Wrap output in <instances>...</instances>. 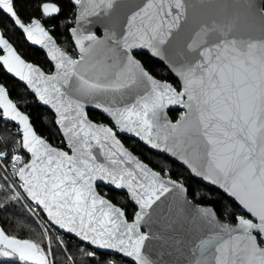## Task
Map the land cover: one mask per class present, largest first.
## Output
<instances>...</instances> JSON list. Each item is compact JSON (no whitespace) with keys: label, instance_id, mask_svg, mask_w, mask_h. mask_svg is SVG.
Masks as SVG:
<instances>
[{"label":"snow or ice","instance_id":"obj_1","mask_svg":"<svg viewBox=\"0 0 264 264\" xmlns=\"http://www.w3.org/2000/svg\"><path fill=\"white\" fill-rule=\"evenodd\" d=\"M61 25L70 48L55 38ZM10 32L46 49L55 70L26 59ZM149 58L177 84L158 78ZM10 79L30 91L13 99ZM29 99L32 112L23 110ZM88 105L112 123L89 119ZM175 107L183 111L173 121ZM10 124L0 133V211L26 201L34 215V203L46 224L37 241L0 223V264H165L151 247L176 248L183 241L172 233L185 225L199 233L186 264H264V0H0V128ZM118 132L180 162L192 184L164 161H142ZM196 178L227 199L206 202ZM47 225L94 248L78 257Z\"/></svg>","mask_w":264,"mask_h":264},{"label":"trees","instance_id":"obj_2","mask_svg":"<svg viewBox=\"0 0 264 264\" xmlns=\"http://www.w3.org/2000/svg\"><path fill=\"white\" fill-rule=\"evenodd\" d=\"M27 15V13H24ZM63 20V17L61 18ZM55 38L57 39L58 43L65 48H70L71 46V39L69 33L66 31L63 25H61L60 28L56 30L54 33ZM9 36L13 37V43L18 47V49L21 51V53L25 56L26 59L29 61H32L34 63H37L40 65L44 70L46 71H52L53 66L48 60L45 53L40 51L37 48L32 47L28 42L24 40L22 36H20L18 33H9ZM73 55H75V51L73 50ZM148 66L150 67V70L153 71L158 77L171 81L174 85L177 84V80L174 78V76L165 69V67L159 63H153L152 60L148 59ZM160 67L162 70L161 73L156 72V70ZM9 87L15 88V92L13 93V99H16L17 94H26V91L23 88H16V81L14 79H10L8 81ZM25 108L23 110L32 112L33 108L35 107V101L32 99H29L28 101L24 102ZM31 104L33 107H28L27 105ZM44 111L48 112L49 115H51L50 110L47 108L43 109ZM179 110H170V116L173 120L177 118ZM34 114V113H33ZM89 116L93 120L97 122H109L107 117H105L103 114H101L98 111H89ZM39 127V125H37ZM14 128V125H8V128H0V133L7 134L8 129ZM122 141L125 143V145L131 149L140 159H142L144 162L148 163L150 166L156 168L160 165L161 161H164V163L171 169L172 174L174 176H184L188 183L191 185L193 180L190 177V174L188 170H186L184 167L179 165L178 163L171 160L166 155H162L160 153L154 152L150 149H148L146 146H144L141 142L135 140L131 137H121ZM51 140L53 143L59 144V141L56 137H51ZM198 187H201L204 189L206 193H208L211 196V200H208L206 202H213L215 200L220 199L222 196L227 199V197L221 193L220 191H217L213 188L208 187L207 185L201 183L198 181ZM100 192L102 194H107L110 198L112 196V193L110 189L108 188H100ZM125 203L128 204V211L131 213L134 205L130 203L128 199L125 198ZM0 223L3 224L5 229L9 231L10 233L18 234L21 238H29V239H35L37 241H41L44 237L43 228L29 215L27 209L23 204H13L10 205L6 210L0 211ZM57 234L62 238L67 247L68 250L72 253L77 254L79 257V250L80 248L84 250H92L93 248L85 245L81 241L70 237L60 231L57 230ZM53 259L56 261H62L64 257V250L61 247H58L53 244V253H52ZM86 260H90V258H85ZM117 260L121 262V264H133L132 262L128 261L127 259L118 256Z\"/></svg>","mask_w":264,"mask_h":264},{"label":"water","instance_id":"obj_3","mask_svg":"<svg viewBox=\"0 0 264 264\" xmlns=\"http://www.w3.org/2000/svg\"><path fill=\"white\" fill-rule=\"evenodd\" d=\"M128 2H129V0H121V3H122V4H123V3H128ZM134 2H135V3H141L142 0H134ZM193 2H197V0H193ZM126 11H127L126 8H124V7H119V6H118V8L116 9L115 15H116V16H119V17H121V18H123V15H124V13H125ZM190 15H191V10H190ZM202 18H205V17L202 16ZM103 27H104L103 24L94 25V26H93V30H96L97 28H99L100 31L98 32V35L103 36ZM251 35H252L253 37H256V38H259V37L261 36V32L259 31V27H258V26H257V28H256L254 31H252ZM186 38H187V33H186V32H182V33L177 37V39L174 41L173 46H174L175 48H180V47H182L183 42H184V40H185ZM28 43H29L32 47L37 48V49H39L40 51H42L43 53H45L46 56H47V50H46V49L41 48V46H39V45H32L30 42H28ZM47 58H48V57H47ZM173 59H175V57H173ZM48 60L50 61V63H51L52 66H53V70L51 71V72H53V71L55 70V69H54V62H52V61L50 60V58H48ZM30 62H32V61H30ZM157 62L163 64V65L167 68V65H166L165 62H163V61H157ZM33 63H34V62H33ZM35 64H37V63H35ZM37 65H38V64H37ZM39 66H40V65H39ZM40 67H41V66H40ZM41 68H42V67H41ZM42 69H43V68H42ZM43 70H44V69H43ZM44 71L47 72V73H51V72L46 71V70H44ZM168 71H169V70H168ZM169 72H170V73L174 76V78L178 81V77H176L175 74L172 73L171 71H169ZM169 82H170V81H169ZM171 83H172V82H171ZM28 91H30V90H28ZM45 108H47V107H45ZM47 109H48V108H47ZM48 110H49V109H48ZM89 110H95V111L100 112L101 114H103L104 116H106V117L109 119L110 123H112L110 117H108V116H107L105 113H103L100 109L95 108L93 105H88V106L86 107V111L89 112ZM171 110H179L176 119H178L180 112L183 111V109H182V108H179V107H175V108H173V109H171ZM88 114H89V113H88ZM169 115H170V114H169ZM170 118H171V116H170ZM89 119L93 120L92 118H90V116H89ZM171 119H172V118H171ZM176 119H175V120H176ZM172 120H173V119H172ZM175 120H173V121H175ZM93 121H94V122H97V121H95V120H93ZM97 123H104V124H109V125H110V123H107V122H97ZM121 136H122V137H131V138H134L135 140L141 142V143H142L144 146H146L148 149H150V150H152V151H154V152L160 153V154H162V155H166V156L168 157V154L162 152L161 150L151 148V146L147 145L144 141L140 140V138L136 137L134 134H132V133H126V132H118V138L121 140V143H123L125 147H127V146H126L125 143L122 141ZM127 148H128V147H127ZM128 149H129V148H128ZM129 150L132 151L131 149H129ZM132 152H133V151H132ZM133 153H134V152H133ZM134 154H135V153H134ZM135 155H136V154H135ZM169 158H170V157H169ZM170 159L174 161V158H170ZM141 160H142V159H141ZM142 161H143V160H142ZM175 162L178 163L179 165H181L182 167H184V168L187 170V168H186L185 166H183L182 164H180V162H178V161H175ZM196 180L199 181V178H196ZM199 182H201V183L207 185V186L210 187V188H213V189H215V190L220 191L221 193H223L221 190L217 189L215 186L209 184V183L206 182V181H199ZM100 188H108V189H110L111 186L108 185L107 182H99V183H98V189H97V190L100 191ZM223 194H224V193H223ZM224 195H225V194H224ZM225 196H226V195H225ZM129 201H130V200H129ZM130 203H131V202H130ZM131 204H132V203H131ZM132 205H133V204H132ZM166 207H167V205L162 206V208H161V212H160V216H158V217H154V219H157V220L159 221L158 224L153 225V228H154V229H155L156 227H160L161 229L163 228V217L167 214L166 211H165ZM41 210H42V209H41ZM42 212H43V211H42ZM43 213H44V212H43ZM44 214H45V213H44ZM45 216H46V214H45ZM55 228H56L58 231H60V232L66 234V235H68V236H70V237H73V238L79 240V238H76L73 234H68V233H66L64 230H60V229H58V226H56ZM172 235H174V236L176 237V239L183 241V243L180 244V245H178V246H176V248H171V247H168V248H161V246H160L158 243H157V244H154V245L151 247V249H150L151 252H152V255H153V257H154L155 259H157V260L162 259V260L165 262V264H186V260L189 258V255H190V254H189V249L193 246L194 241L196 240V238H197V236L199 235V233H197V232L191 230V226H190V225H185L184 228H180L179 226H177V230H176V232H175V233H172ZM79 241H80V240H79ZM81 242H82V241H81ZM82 243H84L85 245L89 246V245L87 244V242H82ZM89 247L94 248V246H89ZM99 251H104V250H99ZM120 257H123V256H120ZM123 258H125V259H127L128 261H130V262L133 263V261L131 260V258H128V257H123Z\"/></svg>","mask_w":264,"mask_h":264},{"label":"built area","instance_id":"obj_4","mask_svg":"<svg viewBox=\"0 0 264 264\" xmlns=\"http://www.w3.org/2000/svg\"><path fill=\"white\" fill-rule=\"evenodd\" d=\"M26 209H28L29 205L28 203L25 201L24 204ZM31 208L33 209V212L35 213L34 215L30 213V215L41 225V226H45L46 224V216L45 214L42 212V210L38 207L35 206V204L33 203L31 205ZM28 211V210H27ZM50 229L51 234L54 235L55 238H60V236L57 234V229L51 225H47Z\"/></svg>","mask_w":264,"mask_h":264},{"label":"flooded vegetation","instance_id":"obj_5","mask_svg":"<svg viewBox=\"0 0 264 264\" xmlns=\"http://www.w3.org/2000/svg\"><path fill=\"white\" fill-rule=\"evenodd\" d=\"M157 63H159V62H157ZM159 64H161V63H159ZM161 65H163V64H161ZM164 66V65H163ZM165 67V66H164ZM165 69L167 70V68L165 67ZM168 71V70H167ZM49 72H51V71H49ZM156 72H159V73H161L162 72V70L160 69V67H158V69L156 70ZM155 74V73H154ZM158 78H160V77H158ZM162 79V78H161ZM171 82V81H170ZM89 111H94V110H89ZM89 113V112H88ZM106 117V116H105ZM108 119V118H107ZM108 121H109V119H108ZM107 123H110V121L109 122H107ZM111 124V123H110ZM122 137V136H121Z\"/></svg>","mask_w":264,"mask_h":264},{"label":"rangeland","instance_id":"obj_6","mask_svg":"<svg viewBox=\"0 0 264 264\" xmlns=\"http://www.w3.org/2000/svg\"><path fill=\"white\" fill-rule=\"evenodd\" d=\"M29 213V212H28ZM29 215H30V213H29ZM31 216V215H30ZM32 217V216H31ZM33 218V217H32ZM34 219V218H33ZM35 220V219H34ZM36 221V220H35ZM37 222V221H36ZM38 223V222H37ZM39 224V223H38ZM40 225V224H39ZM41 226V225H40ZM42 227V226H41ZM43 228V227H42Z\"/></svg>","mask_w":264,"mask_h":264}]
</instances>
